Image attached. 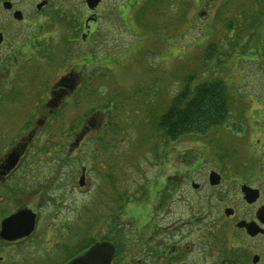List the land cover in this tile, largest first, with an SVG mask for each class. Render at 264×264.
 <instances>
[{"label":"rangeland","instance_id":"obj_1","mask_svg":"<svg viewBox=\"0 0 264 264\" xmlns=\"http://www.w3.org/2000/svg\"><path fill=\"white\" fill-rule=\"evenodd\" d=\"M14 1L30 9V19L35 16L34 4L41 0ZM47 1L35 26L21 25L22 38L32 39L39 51L30 57L31 47L18 46L26 61L9 76L11 82L19 83L18 88L14 94L6 90L0 93V158L10 141L20 142L28 136L30 150L36 151L0 182V210L8 212L22 205H34L42 193L62 197L61 193L69 190L62 186H72L75 191L68 204L72 213L76 207L75 233L71 237L77 244L107 234V224L118 215L124 214L130 220L131 209L137 210L141 202L149 204L150 186H182L183 193L191 182L201 186L207 182L208 170L219 163L205 142H191L193 138L185 136L163 147L157 144L160 140L154 117L168 105L181 80L195 75L198 82L215 77L224 81L230 96L229 123L238 128L251 125V106L258 95L262 96L237 87L240 72L246 74L244 69L252 75L264 73V17L251 32L239 36V46L232 47L228 54L229 31L225 23L234 17L238 24L242 21L237 16L241 8L236 3L229 11L224 9L229 8L231 0H105L98 11L101 17L92 44L87 45L92 51L85 66L80 62L79 42H65L66 51L73 52L70 56L60 47L57 50L64 31L55 30L65 11L80 19L85 13L82 3ZM3 13L0 3V17ZM210 44H215L220 67H215L213 60L205 64L204 53ZM258 51L263 53L258 55ZM68 71L77 76L75 83L79 82L80 73L87 71L91 87L85 93L88 85H83V92L74 95V85L75 93H70L67 104L58 107L64 95L61 94L53 100L55 104L49 105L52 97L47 86L54 80L50 78ZM43 101L45 111L40 108L29 116L27 111ZM105 103L110 108H104ZM22 120L29 122L22 125ZM85 124L87 129L81 130ZM19 129L23 131L21 135ZM83 170V187L79 188L77 180ZM110 180L114 183L110 184ZM220 186H231L227 174ZM185 199L184 194L178 198L182 208L187 204L182 201ZM37 203L41 210L34 238L13 246L0 241V252L8 246L6 249L13 250L19 264H43V248L55 239V207L43 204L42 199ZM44 230L48 244L42 243ZM130 231H126L129 245L135 239L134 231ZM227 240L232 244L230 236ZM30 246L34 247L32 258L24 250ZM260 254L264 256V249Z\"/></svg>","mask_w":264,"mask_h":264},{"label":"flooded vegetation","instance_id":"obj_2","mask_svg":"<svg viewBox=\"0 0 264 264\" xmlns=\"http://www.w3.org/2000/svg\"><path fill=\"white\" fill-rule=\"evenodd\" d=\"M104 1L99 0L93 9H89L86 0H65V2H81L85 13L80 19H77L70 16L72 13L64 12L65 16L62 21L55 26L56 29L54 28L55 30L62 28L64 31V39L61 38L57 43V50L61 48L60 50H63L65 55L70 56V53L73 52L72 50L66 51L65 42H79L81 46H79V52L76 51L82 55L80 62L87 66L92 51L87 48V45L92 44L93 34L101 17L99 10ZM4 2H9L10 7L4 8ZM42 2L44 4L37 8V5ZM0 3L4 11L3 16L0 17V93L2 94V91L6 90L8 94H14L19 83L11 82L9 76L13 71L16 73L17 68L22 66L23 61H26V55L21 53L19 47L21 49L31 47L30 57H33L35 51H39V48L34 46L31 41L32 39L22 38L21 25L27 23L35 26L39 21L42 8L48 4V1L41 0L34 4L35 16L30 19L27 18L30 9L28 10L23 5L16 4L13 0H0ZM15 12L20 14V19L15 17ZM64 13L62 14L64 15ZM86 72L80 73L78 83H75L77 76L70 71L66 74L56 75L54 78L51 77L50 79L54 80L47 86L49 87L47 91L52 97L49 100V105L55 104L53 100L58 99L61 94L64 95L58 107L67 104L71 96L70 93H75L74 90H76L74 95L82 93L83 85L86 88L88 85L86 93L91 87ZM244 72L246 74L240 72V83L237 89L250 94H260L262 97L258 95L255 104L253 103L251 106V125H248L249 123L240 124L241 127L238 128L231 125L228 120L227 130L224 128L222 132H226L227 136L231 137L227 139L231 143L222 147L218 143L215 144L214 140L210 144L204 141L205 145L209 147L210 154L215 155L217 163H219L214 169L208 170L207 182L204 185L191 182V186H187L183 193L180 192L182 186H150L152 194H149L148 205H142L141 202L142 204L139 203L137 210L131 209L130 220L125 219L124 214L116 217L119 229H117V235L114 222L111 221V228H108L109 224L106 226L107 234L105 233L99 238L90 237L84 243L77 242V244L73 243L71 237V235L74 237L75 233L73 232V223L76 221V207L72 213L68 204L70 202L68 200L74 195L75 188L62 186L69 189L67 194L61 193L62 197L56 195L52 198V196H46L47 193H42V197L38 196L36 199H42L43 204L55 207L52 226V235L55 239L52 240L49 247L43 248V264H48L51 261H54L52 264H67L93 243L103 240L114 245L115 252L110 264H264V256L260 254V250L264 249V73L252 75V72L246 69ZM246 83H249V86H245ZM73 86L74 90H72ZM45 105L44 101L41 104L36 103L35 107L28 110L27 113L30 112L29 116H32L34 111H39L40 108L45 111L43 108ZM22 121V125L29 122V120ZM86 124L81 126V130L82 128L87 129ZM19 133L21 135L23 131L20 130ZM30 137V141H33L34 136L31 134ZM189 137L193 138L191 142L202 141L200 137ZM24 139L20 142H17V139L10 141V146L7 151L5 150L6 153L1 156L0 182L10 177L24 163V159L31 156L30 153L34 155L36 152L30 150L29 136ZM11 153L18 155V162L12 170L6 172L3 168L4 160ZM212 171L219 176V182L216 185H211L209 182L208 177ZM84 172L85 170H83V174ZM226 174L231 186H220L223 176ZM193 184L198 186H193ZM71 187L72 189H70ZM81 187L83 185H79V188ZM11 191L10 187L9 192ZM183 194L186 199L182 201L185 203L187 201L184 208L178 201V198H181ZM37 200L31 206L22 205L12 208L8 212L0 210V224L3 219L21 210H30L35 217L31 233L15 240L0 238L2 243L13 246L34 238L40 219L38 213L41 210ZM177 203L178 205L174 206ZM122 208L123 205H121ZM147 208L150 210L149 214H147ZM247 224H253L254 228L259 231L251 235L248 232ZM127 230L134 231L135 239L131 245L127 240ZM47 235L48 233L44 230L43 244H48ZM228 236L231 237L232 244L227 240ZM33 246L24 248L31 258L34 256ZM6 248L0 252L2 254L0 255V264H19L13 250ZM53 256H56L54 260ZM254 257H257L255 263L253 262ZM26 264H31V261Z\"/></svg>","mask_w":264,"mask_h":264},{"label":"trees","instance_id":"obj_3","mask_svg":"<svg viewBox=\"0 0 264 264\" xmlns=\"http://www.w3.org/2000/svg\"><path fill=\"white\" fill-rule=\"evenodd\" d=\"M235 3L236 6L241 8L240 11L242 12L239 11L237 16L242 17V21L238 24L234 17L225 23L224 27L229 31V36L226 37V40H228V54H231L232 47L237 48L239 46V43H237L241 39L239 36L251 32L259 20L264 17V0H231L228 4L229 8L227 9L226 6L224 9L229 11ZM233 40L234 42H232ZM215 51V44H210L206 48L204 53L205 64L213 60L215 67L220 65ZM261 52L263 53V51ZM257 53L260 54L259 51ZM215 62L217 63L215 64ZM229 97L228 88L219 77L200 82L196 81L195 75L183 78L168 105L162 113L154 117L155 131L159 134L157 138L160 140L157 144L160 143L165 147L167 144L174 143L185 136H196L209 144L214 140L215 144L218 143L222 147L227 146L230 141L227 140V133L222 132V129L227 130L230 108ZM104 108H110V105L105 103ZM108 121L110 124L111 117ZM102 125L104 126L105 123ZM218 158L221 159L220 156ZM106 178L108 180L110 176ZM168 181L170 182V179ZM109 183L113 184L114 181L110 180ZM127 199L128 196H126ZM129 200L131 199L129 198ZM113 222L117 235L118 223L116 219ZM109 228H111V222Z\"/></svg>","mask_w":264,"mask_h":264},{"label":"water","instance_id":"obj_4","mask_svg":"<svg viewBox=\"0 0 264 264\" xmlns=\"http://www.w3.org/2000/svg\"><path fill=\"white\" fill-rule=\"evenodd\" d=\"M98 2L99 0H86V4L89 9H93L98 4ZM43 4V2L38 4L37 8H40ZM3 7L9 8L10 3L4 2ZM14 15L17 19H20V14L18 12H15ZM4 162L5 165L3 168L6 170V172H9L16 166L18 162V155L11 153L6 157ZM208 178L211 185H216L219 182V176L214 171L210 172ZM83 180L84 174L82 171V175L78 180V184L80 186L83 185ZM193 186L198 185L193 184ZM34 218V214L30 210H21L14 215L6 217L1 221L0 224V238L5 240H15L31 233L34 227ZM247 225L248 232L251 235H254L259 231L258 229L254 228L253 224ZM114 252V245L111 242L105 240L95 242L67 264H110V260L113 257ZM256 261L257 257H254L253 262L255 263Z\"/></svg>","mask_w":264,"mask_h":264}]
</instances>
